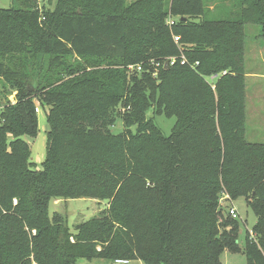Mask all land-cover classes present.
Returning a JSON list of instances; mask_svg holds the SVG:
<instances>
[{
  "label": "trees",
  "instance_id": "obj_1",
  "mask_svg": "<svg viewBox=\"0 0 264 264\" xmlns=\"http://www.w3.org/2000/svg\"><path fill=\"white\" fill-rule=\"evenodd\" d=\"M125 1L0 8V264H221L225 250L264 264V145L245 137L243 100V28L264 35V0H243L235 19L204 0ZM37 107L49 124L40 169L25 140L38 136ZM150 110L176 117L170 136ZM225 196L256 214L243 248ZM85 198L107 208L73 230L50 213Z\"/></svg>",
  "mask_w": 264,
  "mask_h": 264
},
{
  "label": "rangeland",
  "instance_id": "obj_2",
  "mask_svg": "<svg viewBox=\"0 0 264 264\" xmlns=\"http://www.w3.org/2000/svg\"><path fill=\"white\" fill-rule=\"evenodd\" d=\"M40 8L44 11L53 10L58 0H38ZM137 0H126L125 5H129ZM172 2V0H168ZM206 6L210 11H219L224 17L228 14H235L236 18L239 10L247 7L242 4L243 0H204ZM13 5L12 0H0V8L9 9ZM240 8V9H239ZM246 10V9H245ZM253 11V10H252ZM254 12V11H253ZM237 13V14H236ZM243 32L245 35V67L246 73L244 75V91L243 100L245 105V137L249 143L253 145H264V35L262 34V26L258 23L248 22L244 25ZM2 57H0V61ZM134 67V66H133ZM132 65L128 66L127 70L134 72ZM225 72V71H223ZM222 72V73H223ZM227 72V71H226ZM220 73V74H222ZM227 73H230L229 71ZM209 81V77L206 78ZM0 87L3 83L0 81ZM1 89V88H0ZM16 92L9 96V101L15 103ZM4 95V94H3ZM38 113L39 119V133L37 138L33 139L25 137V140L30 144L31 157L30 162L36 164L34 169H40L42 162L46 157V140L49 124L47 122L45 111L41 107ZM2 108H0V123L2 121ZM148 117L153 118L157 127L165 136H170L172 130L176 125V117H168L165 113L155 114L154 110L148 112ZM124 125L122 119H118L113 132L115 134L122 133ZM238 210L240 224L238 243L241 248L246 244L247 232H253L256 225L257 217L254 210L247 204L244 197L235 200H228ZM107 203L95 199H72L68 201L54 200L50 203V213H62L67 216L68 224L71 230L82 222L99 217L106 210ZM221 264H247V258L243 253H231L225 250L220 258ZM78 264H116V262H107L104 260H88L81 259ZM130 264H143L141 261H131Z\"/></svg>",
  "mask_w": 264,
  "mask_h": 264
},
{
  "label": "built area",
  "instance_id": "obj_3",
  "mask_svg": "<svg viewBox=\"0 0 264 264\" xmlns=\"http://www.w3.org/2000/svg\"><path fill=\"white\" fill-rule=\"evenodd\" d=\"M178 23V19H176L175 17H172L170 16L167 20V25L172 28L174 27L176 24ZM174 41L176 44H180V38L177 37V36H174ZM167 62L169 63V66H173L175 63H176V59L175 58H170V59H167L164 63V66L166 67L167 66ZM188 61L185 57H183L182 59V64H187ZM198 65V63H196ZM160 65H158L159 67ZM133 67V66H132ZM134 69V67H133ZM142 67L141 66H137V70L138 71H141ZM228 73L225 71L223 72L221 75L224 76V75H227ZM155 76H157V72L154 73ZM217 75L216 76H211L210 79L213 80V79H216ZM213 89H215V85H213ZM40 109L37 108L36 109V112L39 113ZM226 200H228V196H225L224 198H222L221 200V203L225 202ZM228 212H229V215L235 219V220H238L239 219V213H238V210L233 206V204H231L228 208ZM255 237V234L253 232H250V238L253 239ZM131 261L129 260H117L116 261V264H130Z\"/></svg>",
  "mask_w": 264,
  "mask_h": 264
},
{
  "label": "water",
  "instance_id": "obj_4",
  "mask_svg": "<svg viewBox=\"0 0 264 264\" xmlns=\"http://www.w3.org/2000/svg\"><path fill=\"white\" fill-rule=\"evenodd\" d=\"M169 67V63L167 62V66H166V68H168Z\"/></svg>",
  "mask_w": 264,
  "mask_h": 264
}]
</instances>
